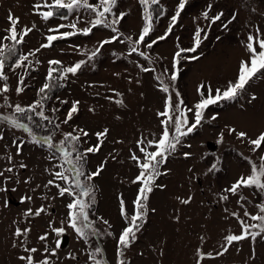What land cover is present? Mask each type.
<instances>
[{
    "label": "rangeland",
    "instance_id": "1",
    "mask_svg": "<svg viewBox=\"0 0 264 264\" xmlns=\"http://www.w3.org/2000/svg\"><path fill=\"white\" fill-rule=\"evenodd\" d=\"M90 2L96 3L97 0ZM43 3L44 0H0V37L6 35L5 29L10 27L9 14L19 18L18 30L35 25L22 46L21 53L27 54L46 43L45 37L52 34L48 32L49 28L75 20V16H70L68 20L56 16L45 22L33 7ZM161 3L166 15L156 21L152 40L165 34L179 0H161ZM209 4L212 5L209 17L224 13L221 20L212 24L202 16ZM113 12L127 13L117 26L123 33L120 40L124 37L135 40L144 24L143 9L138 0H118ZM234 14L236 19L232 20ZM79 15L81 21L78 27L88 26L91 14L81 10ZM229 20L232 22L228 23ZM224 24L228 27L224 28ZM257 27L264 32V0H187L177 25L167 39L158 41L151 49L139 46L150 60L137 53L129 55L132 45L127 40L104 45L96 57L88 60L100 41L118 35L109 28L97 27L91 35L78 34L55 41L54 46L29 56L32 65L27 73L21 68L15 72L6 68L11 89L7 93L10 102L29 105L37 99V90L45 83L49 60H60L63 66L86 61L77 75H69L64 81L65 87L50 101L46 113H50L53 107L59 109L55 120L60 124V130L54 137L57 142L62 139V133L71 132L73 128L84 129L90 134L83 138L81 150L98 143L96 133L105 129L108 133L100 138L103 141L100 150L87 155L89 173L95 172L101 164L104 167L100 175L90 182L94 185V211L99 220L93 214L89 216L99 234L85 243L67 226V204L72 197L59 196L54 185L45 187L50 179H55L52 173L60 171L54 167L58 161L49 159L47 147L33 143L22 131L0 126L4 135V139L0 140V169L11 166L6 159L11 155L16 166L12 175L20 181L18 184L8 183L9 188H16L17 191L0 193V264H26L19 259L29 254L24 251L25 247L37 248L38 251L31 255L34 260L43 259L47 254L39 237L45 233L48 234L50 248H55L57 239L62 245L57 255L50 258L51 264H92L88 255L95 247L103 249L104 261L107 259L109 264H117L118 238L128 226L121 215L120 199L123 198L131 216L135 210L133 202L141 186L139 182L133 183L140 169L131 155L135 153L143 159L137 141L145 137L154 139L162 130V117L157 113L164 111L168 94L160 90L156 77L162 75L164 82L170 83V76L175 71L177 79L170 87L173 100H176L178 92L184 105L191 108L201 98L197 91L201 84L211 86L215 94V89L224 90L229 82H235L241 60L248 58L241 42L246 41L250 33H255ZM197 28L205 29L207 38H203L205 33L202 32L197 50L182 53L174 69L175 53L179 48L193 47ZM193 56L198 59L186 58ZM37 60L40 63H36ZM137 65L155 71L143 72ZM165 69L168 71L165 72ZM20 76L25 77L27 87L17 95L15 89ZM56 96L68 103L61 104ZM73 101L80 102L78 114L67 124L61 123ZM0 103H3L2 98ZM7 111L11 112V109ZM214 114L217 118L212 120ZM189 119H192L191 113ZM229 128L245 132L253 139L264 132V77L254 78L235 99L210 105L202 125L184 137L182 145L161 165L160 171L166 174L155 180L153 191L149 193L143 224L123 257L127 264H197L198 249L215 257L205 258L201 264H264V234L235 243L224 255L216 256L225 242L224 237L241 231L232 213L243 216L247 210L255 214V205L264 203V193L254 189L240 190L248 198L246 204L238 203L237 196L224 191L241 175L250 173L249 160L259 164V156L264 155V151L252 152L247 142L229 134ZM36 132L39 137L49 134L40 130ZM14 139L25 141L19 155L13 145ZM184 153L191 155L185 157ZM20 163L27 167L19 168ZM55 182L65 186L58 179ZM25 195L31 196L32 200L22 201ZM223 195H228L229 199L222 200ZM189 198V203L181 202ZM5 199L7 207L4 206ZM41 207L46 211L40 216L25 215L27 209L35 211ZM100 218L109 223L104 224ZM18 227L30 231L16 237L14 233ZM52 227H64L65 233L57 237ZM107 229H110L111 235Z\"/></svg>",
    "mask_w": 264,
    "mask_h": 264
},
{
    "label": "snow or ice",
    "instance_id": "2",
    "mask_svg": "<svg viewBox=\"0 0 264 264\" xmlns=\"http://www.w3.org/2000/svg\"><path fill=\"white\" fill-rule=\"evenodd\" d=\"M138 2L143 9V27L135 40H133L132 37H124V40H127V42L132 45L129 55L137 53L145 60H150L147 54L140 50L139 46L143 45L145 48L151 49L158 41L167 39L168 36L171 35L173 28L177 25L178 18L181 16V12L184 10L187 0H179L175 14L170 17V23L165 34L157 37L155 40L150 39L151 34L155 31V23L162 16L166 15L165 10L160 6L161 0H138ZM117 3L118 0H97L96 3H91L90 0H50V2L49 0H44L43 4H35L33 7L36 13L40 15L45 22L56 18L57 15L63 20H68L70 16H75V20L67 24H58L55 28H49L48 32L52 34L45 37L46 43H42L39 48L30 51L27 54H18V46L25 42V37L33 31L35 25L31 28L25 27L18 30L17 25L20 23L19 18L9 14L8 20L10 27L5 29L7 34L0 37V82H2V84H0V98L3 100V103H0V126H7L13 130L22 131L30 137L33 143L47 147L50 152L49 159L58 161L54 167L59 168L60 171L52 173L55 179H50L45 187L54 185L58 189L59 196L64 197L67 195L72 197V201L67 204V208L69 209L67 226L71 228L81 240L85 241V243H87L91 237L99 234L98 229L94 225V221L90 219L88 209L91 207L90 202L95 199L94 185L90 182L94 177L100 175L104 165L101 164L95 172L87 174L84 170V165L87 162L86 158L89 153H96L100 150L101 144L103 143L100 138L106 137L108 130L105 129L103 132L96 133L98 143L83 150H81L80 147L84 142L83 138L90 135L84 129L73 128L71 132L62 133L63 138L57 142L54 137L55 133L60 130V124L55 123L53 119L46 114V106L48 101L53 99L52 93L54 90L58 87H63V82L67 81L69 75H77L86 61L81 60L72 66H63V62L60 60H49V68L45 77V83L37 90L38 99L27 106L10 102L7 93H9L11 89L8 84L9 76L6 73V68L11 69L13 72H15L16 69L21 68L27 73L31 71L32 65L29 56H35V54L40 52L41 49H47L54 46L55 41L67 39L78 34L85 36L91 35L93 29L97 27L109 28L113 33H118V35H113L109 39L100 41L99 47L91 52V55L88 56V60H92L96 57L100 48H103L106 44L116 41L123 43L124 40H120L123 33H120L117 26L121 23L127 13L119 12L116 14L113 12ZM211 9L212 5L209 4L208 9L202 13L204 19L210 20V24L221 20V17L224 15V13H218L215 16L209 17ZM81 10H85L91 14V19L87 20L88 26L83 28L78 27V24L81 21V16L79 15ZM234 19H236L235 14L232 17V20ZM231 22L232 21L229 20L228 23ZM227 27L228 24H224V28ZM66 28L71 29V31H61V29ZM202 32L205 33L203 38L206 39V30L197 28L194 34L193 47L188 49L179 48L175 53L173 58L174 69L178 63V58L182 53L195 52L197 50L201 43ZM4 41H10V44H6ZM241 43L245 47L248 58L246 60H241L239 75L235 82H229L224 90L219 88L215 89V94H213L211 86L201 84L197 89L201 98L191 108L184 105L178 92L176 93V100H173V96L170 93V87L177 79L175 71H173L170 76V83H165L162 75L156 77L160 90L168 94L165 100L164 111L157 113L159 117H162L160 120L162 130L160 135L154 139H148L145 137L137 141L139 152L142 154L143 159L135 153L131 155V159L136 161L137 166L140 169V173L133 183L139 182L141 186L137 197L133 202L135 210L131 216H129L126 210L123 198L121 197L120 199L121 215L125 218L128 226L123 229L118 238L116 252L117 264H127L123 257L125 256L126 250L131 247L132 243L136 240V232L140 228V222L147 214L149 193L153 191L155 180L160 175L166 174L160 171L161 165L167 162L169 155L175 153L179 145H182L184 137L192 134L194 130L202 125L205 120V111L210 105L217 104L223 100L235 99L245 90L246 85H248L254 78L264 77V32L257 27L255 33H250L247 40L242 41ZM186 58L198 59L196 56ZM36 63H40V61L37 60ZM137 66L143 72L155 71V69L147 68L143 65ZM167 71L168 70L165 69V72ZM26 87L27 84L25 77L20 76L15 89L16 94L20 95L23 93ZM55 99L61 104L68 103L66 100H61L59 96H56ZM79 103V101L72 102V107L69 109L65 119L61 123L67 124L73 119L75 114H78ZM117 103H122V101H117ZM8 109H11V112H8ZM89 110L93 111V109ZM50 111L56 113L59 109L53 107ZM189 113L192 114L191 120L189 119ZM216 118L217 115L215 114L211 117L212 120H215ZM43 122L47 123L45 124ZM48 125L52 126L51 129H49V134L39 137L36 129L47 128ZM229 134H235L238 139L247 142L251 146V151L254 153L257 151H264V147H262L264 146V132H261L254 139L248 137L247 133L242 131L238 132L234 128H229ZM222 136L223 134H221V138ZM3 139V132H0V140ZM24 143L25 141L13 140V145L17 149V155L20 154ZM149 148L154 150L149 151ZM184 155L185 157H188L191 154L184 153ZM6 159L11 166L0 169V180L3 182L0 184V193L17 191L16 188H9L8 183H20L18 177L12 175L16 167L13 162V157L8 155ZM113 159H115V157H113ZM259 161L260 163L257 164L256 162L249 160L251 169L250 173L247 176L241 175L231 187L224 190L226 193L237 196L238 203H248V198L241 193V189H254L257 192L264 193V155L259 156ZM26 167V164H19V168ZM82 177L85 179L82 180ZM56 179L62 181L65 186L56 183ZM25 183H28V181H25ZM159 187L163 188L164 186L160 185ZM84 198H87V200ZM190 199L191 198L182 200L181 202L187 204L190 202ZM221 199L227 201L229 196L223 195L221 196ZM21 200L31 201L32 197L25 195ZM4 206H8L7 199L4 200ZM241 206L243 207V204ZM255 208L257 209L255 214L247 210L243 212V216L238 215L236 212L232 213V215L237 218L241 231L239 234L233 233L226 235L224 237L225 242L221 245V250L216 253V256L224 255V253H226L235 243L248 238L255 239L257 236L264 234V203L256 204ZM45 211L46 209L43 207L35 211L29 208L25 215L40 216ZM152 211L155 210L153 209ZM100 219L106 225L109 223L107 220H103V218ZM249 221L254 223H249ZM29 231L30 229H20L18 227L14 235L16 237H22ZM52 232H54L57 237H60L65 233V228L52 227ZM108 234L111 235V233ZM47 237V233L39 237L40 241L44 242L43 251L47 254L43 259L38 261L34 260V257L31 254L38 251V249L34 247H25L24 251L29 254L26 256H20L19 259L25 261L26 264H51L50 258L57 255V250L60 249L62 245L61 241L57 239L55 248H50L47 244ZM13 246L15 247L16 245L14 244ZM69 256L75 259L71 253H69ZM197 257V264H201V261L205 258H215L212 253H204L200 249L197 250ZM88 258L92 261V264H106L103 260V249L100 247H95L89 253Z\"/></svg>",
    "mask_w": 264,
    "mask_h": 264
},
{
    "label": "trees",
    "instance_id": "3",
    "mask_svg": "<svg viewBox=\"0 0 264 264\" xmlns=\"http://www.w3.org/2000/svg\"><path fill=\"white\" fill-rule=\"evenodd\" d=\"M160 6L163 8V5H162V3L160 4ZM164 9V8H163ZM57 16H59V15H57ZM6 44H10V41H7L6 42ZM22 46H23V44L22 45H19L18 46V54H21V52H22ZM64 83V82H63ZM65 87V83H64V86L63 87H58V88H56L55 90H54V92L52 93V96H53V98H54V96L59 92V91H61L63 88ZM37 99H38V96H37ZM53 99H51V100H49L48 101V103H47V106H46V110L47 109H49V103H50V101H52ZM22 106H27V105H22ZM50 110H51V108H50ZM47 112V111H46ZM47 115H49L52 119H53V121L56 123V118H57V113H52L51 111H50V113H46ZM43 123H47V122H43ZM51 125H48L47 126V128H39V129H36L37 131L38 130H40L42 133H49V129H51ZM67 133V132H66ZM63 138V137H62ZM80 147L82 148V144L80 145ZM87 159V158H86ZM84 170H85V172H86V174L87 173H89V169H88V162H86V164L84 165ZM82 179H85L84 177H82ZM85 199V198H84ZM91 203V207L88 209V212H89V215L90 214H93V216H94V218L96 219V220H99V217H98V215L95 213V211H94V209H95V202H93V201H91L90 202ZM142 224H143V220L140 222V227L142 226ZM140 229V228H139ZM107 231L108 232H110L111 233V231H110V229H107ZM106 264H109V262L107 261V259H106Z\"/></svg>",
    "mask_w": 264,
    "mask_h": 264
}]
</instances>
